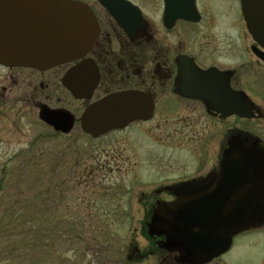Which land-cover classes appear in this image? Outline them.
I'll return each instance as SVG.
<instances>
[{"label":"flooded vegetation","instance_id":"1","mask_svg":"<svg viewBox=\"0 0 264 264\" xmlns=\"http://www.w3.org/2000/svg\"><path fill=\"white\" fill-rule=\"evenodd\" d=\"M68 1L94 20L96 40L87 55L45 71L1 65L0 70L15 86L30 87L38 112L47 105L36 99H58L56 108L47 107L68 111L74 117L71 131L86 108L106 98L125 96L122 103L135 105L142 117L102 137L127 134L132 174L155 186L150 196L143 195L146 237L153 240L147 252L162 264H182L177 252L163 249V237L149 235L154 211L207 215L202 208L222 199L230 176L241 173L240 152L264 151V0H251V29L243 0ZM74 67L97 73L89 99L73 97L67 87ZM82 75L76 77L81 91ZM61 91L80 107L78 120L62 105ZM134 131L150 148L132 138ZM121 155L114 150L110 161ZM133 254L145 256L135 248Z\"/></svg>","mask_w":264,"mask_h":264},{"label":"rangeland","instance_id":"2","mask_svg":"<svg viewBox=\"0 0 264 264\" xmlns=\"http://www.w3.org/2000/svg\"><path fill=\"white\" fill-rule=\"evenodd\" d=\"M62 92L59 96L65 102L62 105L78 120L80 107ZM29 93L30 87L22 82L15 86L8 72L0 70V180L5 175L12 177L7 180L9 189L1 195V206L9 204L20 175L30 183L23 196L29 198V205L37 206L32 198L38 189L35 182L38 171L33 168L40 170L43 166L46 171L41 183L52 186L58 175L63 186L61 197L52 196L43 209L34 212L37 216L44 210L46 242L48 246L56 243L57 249L35 253L33 260L52 261L59 254L61 264H162L161 258L147 252L153 240L146 237L148 201L143 197L150 196L155 186L145 185L141 177L132 174L127 134L94 140L82 131L79 122L71 134L54 132L38 122V108L34 107ZM57 100L47 101L44 96L36 99L50 108H56ZM134 133L132 138L142 141ZM143 143L150 145L143 141L140 144ZM114 150H121L122 154L116 163L109 158ZM57 211L63 214L62 219L59 213L54 215ZM34 214L36 231L40 221ZM53 215L59 216L65 229L61 235H55L57 218ZM134 248L145 256L135 259ZM216 260L213 264H264V228L236 236L229 252Z\"/></svg>","mask_w":264,"mask_h":264},{"label":"water","instance_id":"3","mask_svg":"<svg viewBox=\"0 0 264 264\" xmlns=\"http://www.w3.org/2000/svg\"><path fill=\"white\" fill-rule=\"evenodd\" d=\"M247 27L252 25V2L243 0ZM96 40L94 20L82 6L68 0H0V65L45 71L78 60ZM75 68L67 85L75 98L89 99L97 85V73L84 67L83 90ZM125 96H112L90 105L80 117L82 131L98 138L142 117L135 105L122 103ZM39 120L54 131L68 134L74 117L63 109L41 106ZM235 173L222 199L203 207L207 215L164 216L158 207L148 224L152 237H163V249L177 252L182 264H208L227 253L237 235L264 227V151H242ZM241 164V165H240ZM229 165V164H228ZM235 167V168H236ZM229 177V178H230ZM226 197V198H224Z\"/></svg>","mask_w":264,"mask_h":264},{"label":"trees","instance_id":"4","mask_svg":"<svg viewBox=\"0 0 264 264\" xmlns=\"http://www.w3.org/2000/svg\"><path fill=\"white\" fill-rule=\"evenodd\" d=\"M33 169L35 172L38 171V179L35 181L38 189L36 190L34 198H32V200L34 199L37 201V206L29 205V198L23 196L30 186V183L21 178L22 175L18 176V183L14 185V193L11 196L9 204L2 207L0 203V264H61L59 254L56 255V259H54L55 257L51 259L52 261H42V259H40V261L37 262V259L33 260V255L35 253L45 254L46 252H54L55 249H57L56 243H53V246H48L46 242L48 230L43 226V218H45L44 210H41L37 216L34 212L43 209L44 203L47 202L49 198H52V196L53 198L61 197L63 192V186L60 183V177L58 175H56V179L58 180L51 186L40 182V178H45L47 175L43 166H40V170ZM11 178V176L5 175L0 180V200L2 193L9 189L7 187H10V183L7 180ZM55 210H58V208ZM2 212L4 213L2 214ZM57 213H59L60 218L63 216V214L58 211L54 215H57ZM33 214L37 217V220L40 221L37 223L40 227H38L36 231L33 229L35 225ZM54 218H57V221H54V229H56L55 235H61L64 233L65 229L62 227V222L60 223L61 220L59 216H54ZM52 231L53 230H50V233Z\"/></svg>","mask_w":264,"mask_h":264}]
</instances>
